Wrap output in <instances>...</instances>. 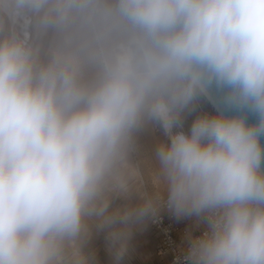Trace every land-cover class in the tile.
<instances>
[{"label": "clouds", "instance_id": "9594fccd", "mask_svg": "<svg viewBox=\"0 0 264 264\" xmlns=\"http://www.w3.org/2000/svg\"><path fill=\"white\" fill-rule=\"evenodd\" d=\"M149 121L155 191L113 208ZM262 137L264 0H0V264H91L93 227L119 260L162 205L206 224L188 264H264Z\"/></svg>", "mask_w": 264, "mask_h": 264}, {"label": "rangeland", "instance_id": "374dc122", "mask_svg": "<svg viewBox=\"0 0 264 264\" xmlns=\"http://www.w3.org/2000/svg\"><path fill=\"white\" fill-rule=\"evenodd\" d=\"M216 114L214 105L201 97L193 103L191 110L181 116V128L174 131H189L191 124L198 115ZM168 137L160 124L146 122L133 136L132 162L137 164L141 172L142 184L139 190H133L128 196H115L113 208L136 206L141 202V194L155 191L153 173L158 167L155 152L161 143H168ZM166 196V195H165ZM184 223L192 224V216H184ZM158 238L150 228L147 217L132 224L124 254L116 259L115 248L109 236V229L93 227L90 237L84 244V252L91 259V264H162V259L155 255Z\"/></svg>", "mask_w": 264, "mask_h": 264}, {"label": "built area", "instance_id": "2783aa9c", "mask_svg": "<svg viewBox=\"0 0 264 264\" xmlns=\"http://www.w3.org/2000/svg\"><path fill=\"white\" fill-rule=\"evenodd\" d=\"M147 220L158 238L155 255L162 259V264H188L189 237L202 234L206 229L204 221L192 216L191 225L184 223V216L178 217L166 205H162L155 215L147 216Z\"/></svg>", "mask_w": 264, "mask_h": 264}, {"label": "water", "instance_id": "95a60500", "mask_svg": "<svg viewBox=\"0 0 264 264\" xmlns=\"http://www.w3.org/2000/svg\"><path fill=\"white\" fill-rule=\"evenodd\" d=\"M29 33L31 34V29L29 28ZM210 100L212 101V103L214 104V106L216 107V104L219 102V96L213 92L210 94L209 96ZM255 119V117H249V122H253ZM261 143L264 144V137L261 138Z\"/></svg>", "mask_w": 264, "mask_h": 264}, {"label": "bare ground", "instance_id": "6f19581e", "mask_svg": "<svg viewBox=\"0 0 264 264\" xmlns=\"http://www.w3.org/2000/svg\"><path fill=\"white\" fill-rule=\"evenodd\" d=\"M27 31H29V28L27 29ZM207 99L212 103V101L210 100V98L209 97H207ZM213 104V103H212ZM214 105V104H213ZM215 107V106H214ZM215 109H216V107H215ZM217 110V109H216Z\"/></svg>", "mask_w": 264, "mask_h": 264}]
</instances>
